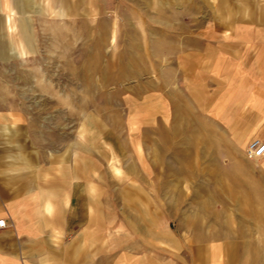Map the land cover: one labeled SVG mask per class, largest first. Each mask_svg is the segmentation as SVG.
I'll return each instance as SVG.
<instances>
[{"label": "rangeland", "instance_id": "374dc122", "mask_svg": "<svg viewBox=\"0 0 264 264\" xmlns=\"http://www.w3.org/2000/svg\"><path fill=\"white\" fill-rule=\"evenodd\" d=\"M197 4L88 0L87 10L40 24L33 56L0 58V110L28 116L24 145L39 148L41 161L66 164L72 217L64 240L87 243L86 257L72 251L81 264H116L118 248L117 264H144L151 252L160 264L176 253L174 237H206L214 222L224 232L223 187L213 177L230 142L207 131L221 129L213 119L230 106L218 97L208 106L219 83L206 65L187 66L235 42L222 41L233 27L215 25V10ZM150 217L152 236L168 243L144 244Z\"/></svg>", "mask_w": 264, "mask_h": 264}, {"label": "crops", "instance_id": "0c3cea01", "mask_svg": "<svg viewBox=\"0 0 264 264\" xmlns=\"http://www.w3.org/2000/svg\"><path fill=\"white\" fill-rule=\"evenodd\" d=\"M87 2L0 0V58L8 62L33 56L39 48L37 43L43 41L40 24L64 20L73 8L87 10ZM199 2L215 10V25L233 27V33L223 35L222 41L235 42L215 49L206 62L200 63L193 56L187 66L199 69L206 65L219 83L220 90L208 106H216V97L230 106L220 118L213 119L220 122L221 129L207 131L209 138L230 142H225L221 152L224 159L218 170L222 172L213 177L214 185L223 187L217 213L227 219V225L224 220L221 233L216 222L214 226L209 223L206 237L199 232H192L187 241L174 237L171 247L176 253L161 257L160 264H264V240L260 236L264 233V155L251 159L245 153L251 138L264 141V0H191L195 3L192 8L198 9ZM176 4L177 9H183V0H176ZM20 45L25 56L19 53ZM27 118L23 113L0 110V218L7 219V226L0 230V264H81V257L72 259V251L80 250L86 257L87 243L64 240L71 231L72 217L67 209L71 179L64 166L60 167L66 164L41 161L39 148L24 145ZM208 169L212 180L211 171L216 166L209 163ZM83 217L81 228L86 224V211ZM147 223L150 226L143 228L144 244L151 245L153 239L168 243L161 235L152 236L151 217ZM119 259L120 248L115 252L116 264ZM151 261L152 252L144 264Z\"/></svg>", "mask_w": 264, "mask_h": 264}, {"label": "built area", "instance_id": "2783aa9c", "mask_svg": "<svg viewBox=\"0 0 264 264\" xmlns=\"http://www.w3.org/2000/svg\"><path fill=\"white\" fill-rule=\"evenodd\" d=\"M245 153L248 158L257 159L264 155V141L259 138H252L246 145ZM7 226V219L0 218V230Z\"/></svg>", "mask_w": 264, "mask_h": 264}]
</instances>
